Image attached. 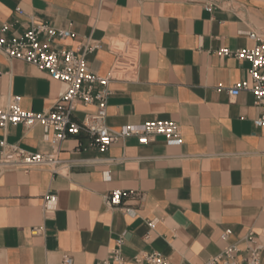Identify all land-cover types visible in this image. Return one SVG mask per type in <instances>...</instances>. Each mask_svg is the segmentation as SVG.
<instances>
[{
  "label": "crops",
  "instance_id": "crops-1",
  "mask_svg": "<svg viewBox=\"0 0 264 264\" xmlns=\"http://www.w3.org/2000/svg\"><path fill=\"white\" fill-rule=\"evenodd\" d=\"M32 21L75 34L55 39L57 49L100 44L85 59L92 72L117 75L109 84L110 128L174 120L183 142L157 135L141 144L131 135L102 152L80 133L60 144L58 172L0 166V264H61L65 256L100 264L121 238L129 262L159 252L174 264H204L238 243L243 256L247 244L262 245L264 264V126L254 125L261 106L250 91L229 92L250 79L251 62L219 53L257 43L247 32L264 33V0H0V28L9 22L10 34L21 35ZM66 89L0 50V105L19 96L24 110L44 112ZM95 111L79 104L74 117ZM52 133L41 124L11 125L0 129V148L51 153ZM114 190L140 193L126 201L130 211L108 206ZM50 192L57 203L47 212Z\"/></svg>",
  "mask_w": 264,
  "mask_h": 264
},
{
  "label": "built area",
  "instance_id": "built-area-1",
  "mask_svg": "<svg viewBox=\"0 0 264 264\" xmlns=\"http://www.w3.org/2000/svg\"><path fill=\"white\" fill-rule=\"evenodd\" d=\"M19 12L22 13L21 10ZM14 24L3 22L0 28V50L9 58H16L31 63L47 71L54 79L67 84V89L49 110L32 112L24 110L19 96H12L6 104L0 105V129L11 125L22 124L32 127L41 124L46 133L53 130L50 142L54 152L40 153L26 150L16 144L2 142L0 148V166L17 167L29 170L35 166L46 165L58 172L61 159L57 153L60 144L69 137L86 133L94 139L96 146L102 152L119 139L135 135L141 144H146L157 135L164 136L170 143L183 142L181 127L174 120L154 119L141 124H129L119 130H113L106 123L108 97L111 94L110 82L117 77L113 72L106 76L92 72L87 65L85 54L100 47L98 42H82L81 50L57 49L54 40L57 38L74 37L73 32L58 29L47 22L32 21L31 28L21 35L10 34ZM249 38L257 43L253 47H241L236 50L222 48V56H234L239 60L251 62L250 79H243L234 84L229 92L236 97L242 90L252 92L261 106V114L254 119L256 127L264 126V33L257 30L247 32ZM222 87L220 86L219 89ZM79 104L96 107L94 113H86L82 120H77L74 113ZM138 191L114 190L106 196V203L112 208L125 212L131 209L126 205L130 198H137ZM57 194L50 192L44 196V209L47 212L55 210ZM154 227L156 222H149ZM232 233L227 229L222 238L226 240ZM248 242L254 241L250 232L244 237ZM123 239L119 246L111 251L108 258L100 264H174L169 257L159 252L138 253L129 262L121 252ZM262 245L247 244L246 255H241L243 249L238 243H230L218 254L211 256L204 264H263L261 261ZM61 264H75L70 256H65Z\"/></svg>",
  "mask_w": 264,
  "mask_h": 264
}]
</instances>
